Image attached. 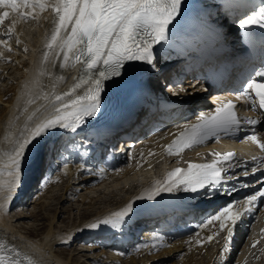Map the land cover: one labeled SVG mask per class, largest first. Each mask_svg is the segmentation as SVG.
Returning <instances> with one entry per match:
<instances>
[{
	"label": "snow or ice",
	"instance_id": "6c2138e0",
	"mask_svg": "<svg viewBox=\"0 0 264 264\" xmlns=\"http://www.w3.org/2000/svg\"><path fill=\"white\" fill-rule=\"evenodd\" d=\"M185 2L186 0H0V7L18 14L20 20L36 18L34 13L37 8L40 12L51 9L53 28L44 52L45 62L48 61L50 53H55L56 59L62 61L61 68L69 69L76 64L82 65L81 75L72 87L67 92L55 96L59 107L37 124L26 138L17 141L8 161V176L11 179L5 185L9 194L7 198H11V192L22 180L28 149L34 141L50 131L61 128L76 131L90 118L96 117L102 108L106 82L118 84L125 75L134 70V63L143 62L156 69L154 47L169 41L170 33L174 32L184 17ZM216 7L220 13L230 15L235 5L232 0H220ZM11 13L8 10L0 12V24H3ZM16 22L12 21L13 27H10L5 35L11 36ZM204 23L206 25L208 22ZM234 23L248 36L256 29L264 33V0H260L258 5H251ZM0 44L8 46L7 40H0ZM82 88L85 89L83 94H77ZM235 96L252 110L259 109L264 113V66L256 68L242 81L239 89L235 90ZM235 108L236 105L228 101L217 106L211 114L199 113L196 123L182 126L183 131L168 145V154L180 156L187 148L204 143L208 139H218L220 133L239 130L241 119L234 111ZM244 123L255 126L264 124V121L244 118ZM244 139L256 142L264 150V142H260L255 134L246 135ZM214 155L217 159L211 163L189 162L187 168L172 170L164 180L156 182L155 195L180 189L196 193L221 184L226 178L227 169L224 165L227 163L230 168L236 153ZM252 159L257 160L256 157ZM259 159L260 163L264 164V157ZM258 170L264 173V169L252 168L243 175L248 176ZM155 195L149 198L154 199ZM258 198L264 199V186L245 198L246 206L243 211H233L236 202L229 203L211 216L206 224L220 221L219 229H227V239L230 240L233 228L244 213L252 211L251 205ZM133 213L134 202L90 227L108 225L118 228ZM207 239L211 241L213 235H209ZM163 246L165 245L154 244L153 248L158 250V247ZM223 251H228L227 243ZM25 262L36 264L14 245H8L0 239V264Z\"/></svg>",
	"mask_w": 264,
	"mask_h": 264
},
{
	"label": "bare ground",
	"instance_id": "6f19581e",
	"mask_svg": "<svg viewBox=\"0 0 264 264\" xmlns=\"http://www.w3.org/2000/svg\"><path fill=\"white\" fill-rule=\"evenodd\" d=\"M23 11H31V9H24ZM34 15L36 18L31 19V21L36 19L37 22L41 19L42 22L41 24L35 22L39 25V28L37 34L31 39L28 37L29 33L26 34L25 29L28 20H20L18 16L16 20L21 26L18 30L19 37L15 36L9 40L7 37L2 36L3 34L0 36V40H2V38L3 40H7V47H11V52L5 53L8 51L6 46L0 45V80L3 78V81H7L6 89L3 84V87H1L0 83V138L8 130L11 120H21L26 112L31 109V107H29L23 111L22 107H18V103L16 102L17 96L21 94L19 91V84L24 74V58L32 56V53H30L32 49L35 58H37L38 61L41 60L42 56H44L46 45L53 28V20L49 19L46 15V11L40 12L39 9H36ZM17 41H19V43H17ZM2 53H5L4 57L1 56ZM50 57L54 59V69L52 66L51 69H46V84L48 86L53 84L55 90L52 91L51 96H55L60 93V90L66 84L65 80L67 76L63 75H66L68 70L61 71L62 61L56 59L55 53H50L49 58ZM9 58H11V61H8ZM8 62L11 64L9 65ZM8 67H12L16 70V75H14L11 80L4 74L8 72ZM57 104L58 103L55 102V105ZM6 119L7 124H5ZM9 156L10 154H8L6 150V143L1 142L0 168H9L8 163H4V160L8 159ZM158 165L159 163L149 168H137L135 171L117 174L115 177H110L109 175H105L104 177L97 176L89 166H83L81 164L73 167V170H70L71 167H67L69 173L59 175L53 180L46 181V178H44V187H41L40 190L45 192L47 190V192L45 195H43L42 192L40 195H37L39 198L34 202V210L28 211L27 213L23 211L25 204H18L19 201L14 199L15 195L20 192L19 186L11 192V198L9 199L7 198L9 195L7 189L6 187H1L3 181L0 180V239L5 241L8 245H14L20 252L26 254L31 260L35 261L36 264H83L74 256L75 253L71 254L70 252L69 254L67 248L70 245L75 246L79 241L86 240L88 237H94L92 241L97 239L102 240L98 244L94 242L96 247L88 249V251L94 252L92 258L96 263L168 264L170 262V264H210L213 261L215 264H219L217 253L218 251L224 252L222 241L212 242L210 244H200L193 241L189 245H183L180 242H165L160 238H156L152 242L124 244L123 242L129 240V238L131 240L134 235L133 232L129 231L119 235L120 244L117 245L119 246L118 248H115L112 247L113 233L116 232L118 234L122 231L124 232V230H120L119 227L116 228L108 225H100L96 228L90 227L92 224H97L99 221L120 212L135 199L139 198L144 193L142 189L137 188L139 186V179H141V181H146V178L150 177L156 171ZM32 169L31 173H34V169ZM66 177L67 179L64 180ZM52 178H54L53 175ZM113 178H115L114 181H109ZM62 181H65L64 187L56 194L52 193L53 191L51 189H55L54 187ZM149 183L150 181L148 184ZM103 185H106L109 189L108 191L101 189V193H104L103 196L100 193V195L97 194L98 197L96 198L95 196L97 195H89L92 190L98 189V191H100L99 189ZM119 189L125 191V194L120 195ZM81 191H84L81 194L85 200V202L82 200L84 204L92 205L99 202L101 204L105 203L106 206L100 205L98 208L85 211L77 218V221L74 220L72 223H68L66 228L60 226L55 227L57 225V214L59 210L62 209L60 216L64 214V209L63 207L61 208V205L67 202L71 197L80 194L79 192ZM52 197L57 199V202L52 203L49 201ZM35 206L45 210L44 212H40L43 221L39 223L37 227L26 226V219L36 216L37 212H39L37 211L39 208H35ZM13 209L14 211L17 209L19 211L16 212L14 216H11ZM17 221L20 225L15 223ZM126 224L127 219H125V225ZM154 244L158 246L162 244L165 246L158 247L157 250V248H153ZM59 245H65V249H58L57 246ZM94 249H96V253ZM248 251L250 250H245L240 254L235 264H245L248 258V256H246ZM107 252L110 254L107 255ZM125 256H127L125 260L121 259ZM100 257H102V259ZM232 263L233 262H226L225 264ZM25 264H27V262H25Z\"/></svg>",
	"mask_w": 264,
	"mask_h": 264
},
{
	"label": "rangeland",
	"instance_id": "374dc122",
	"mask_svg": "<svg viewBox=\"0 0 264 264\" xmlns=\"http://www.w3.org/2000/svg\"><path fill=\"white\" fill-rule=\"evenodd\" d=\"M32 21H34V22H32V23H34V24H27L26 26H25V29H26V34L27 33H29V35H28V37L31 39L33 36H35V34H37V32H38V28H39V25L38 24H36V23H40L41 24V19H39L37 22H36V19L35 20H32ZM36 22V23H35ZM18 25H19V28L21 27L20 26V24L18 23ZM29 28V29H28ZM29 30V31H28ZM5 55V54H4ZM11 63H9V65H10ZM4 74H6L10 79L9 80H11V78H13V76L14 75H16V70L14 69V68H12V67H9L8 68V72H6V73H4ZM0 77H1V75H0ZM6 77V76H5ZM3 78H1V80H0V83H1V87H3V85L5 86V89L7 88V86H6V84H7V81H3L2 80ZM2 81V82H1ZM3 84V85H2ZM9 87V86H8ZM67 179V177L64 179V180H66ZM62 182H64V183H62ZM62 182H60L58 185H56L54 188L55 189H51L53 192L52 193H57V192H59L60 191V189H62L63 187H64V184H65V181H62ZM108 185H110V184H108ZM57 187V188H56ZM106 187V185H103L101 188H103L102 190H109V189H104ZM100 191H98V189L97 190H92L90 193H89V195L90 196H95V195H102L103 196V194L104 193H101V189H99ZM98 191V192H97ZM119 191L121 192H119L120 193V195H123V194H125V191H123V190H120L119 189ZM82 192H84V191H81V192H79L80 194H78L77 196H75V197H71L67 202H65L63 205H61V208L63 207V209H64V214L63 215H61L60 216V214H61V212H62V209H60L59 210V212H58V214H57V225L55 226V227H58V226H60V227H62V228H66V225L68 224V223H72V221H74V220H76L77 221V218H79V216H81V214H83L85 211H89V210H91V209H95V208H98L100 205H102V206H106L105 205V203H103V204H101V203H95V204H84L83 203V201L85 202V200H84V198H83V196L81 195L82 194ZM100 193V194H99ZM98 195L97 196H95V198L96 197H98ZM55 198H50L49 199V201H51L52 203H55V202H57V199H55ZM83 200V201H82ZM108 205V204H107ZM34 206V205H33ZM33 206H31V209L30 210H34V207ZM35 208H39V209H37V211H39V212H37V214H36V216H34V217H32V218H29V219H26V226H30V227H37L38 226V224L39 223H41L42 221H43V219H41V216L42 215H40V212L41 211H45V210H42L40 207H37V206H35ZM88 209V210H87ZM13 211V212H12ZM11 212V216H14V214H16V212H18L19 210L17 209V210H15L14 211V209L12 210ZM24 212H27V211H25V210H23ZM48 213V212H47ZM78 216V217H77ZM76 218V219H75ZM59 219V220H58ZM15 223H18V225H20V223L17 221V222H15ZM46 228H48V227H46ZM94 241V240H93ZM93 241H90V242H86L85 244H82V245H80L79 244V242H82V241H79L78 242V244H75V246L74 245H70L67 249H68V252H69V254H70V252H71V254L73 253H75V257L77 258V259H79L83 264H101V263H96L95 261H93V255H94V252L92 253L91 251H88V249L89 248H93V247H96V245L94 244V242ZM60 246V247H59ZM59 246H57V248L58 249H65L64 247H65V245L63 246V245H59ZM87 249V250H86ZM95 250V253H96V249H94ZM84 251V252H83ZM92 258V259H91ZM101 259H102V257H100ZM95 262V263H94ZM168 264H170V262L168 263Z\"/></svg>",
	"mask_w": 264,
	"mask_h": 264
}]
</instances>
